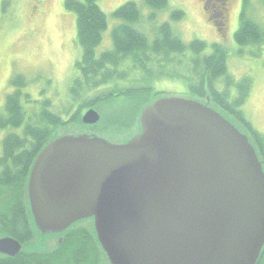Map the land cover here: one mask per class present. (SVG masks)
Instances as JSON below:
<instances>
[{
  "label": "water",
  "instance_id": "95a60500",
  "mask_svg": "<svg viewBox=\"0 0 264 264\" xmlns=\"http://www.w3.org/2000/svg\"><path fill=\"white\" fill-rule=\"evenodd\" d=\"M100 121L90 108L88 125ZM123 142L55 136L30 169V226L42 236L91 220L110 264H256L264 167L248 131L204 101L161 96ZM11 238L0 239L10 252Z\"/></svg>",
  "mask_w": 264,
  "mask_h": 264
},
{
  "label": "trees",
  "instance_id": "16d2710c",
  "mask_svg": "<svg viewBox=\"0 0 264 264\" xmlns=\"http://www.w3.org/2000/svg\"><path fill=\"white\" fill-rule=\"evenodd\" d=\"M99 1L65 0V8L76 15L77 44L81 48V57L75 63L76 74L68 89L69 106H64L67 116L54 111L50 98L34 99L32 93L25 90L29 82L24 75H14L10 80L14 90L6 96L0 111V132H3L0 139V233L19 237L22 229L30 225L26 210L30 169L58 129L82 122L83 113L95 108L101 112L100 123L94 126L99 132L107 128L128 133L134 126L138 132V115L142 109L165 94L156 87V82L162 79L181 81L191 94L205 100L209 96L210 102H216L250 133L264 167V149L239 110L250 83L247 79L234 80L233 87L240 96L235 101L229 90L232 83L224 78L228 73L230 48L221 43L209 46L199 39L184 41L169 21L155 23L158 14L169 8V0H145L150 10L148 19L154 21L147 28L149 32L140 27L147 24L139 5L128 1L113 12L121 22L112 29V47L100 51L109 22ZM9 4L10 0L4 1V7ZM250 5L251 0H243L234 40L245 48H258L257 54L262 55L264 27L248 13ZM170 14L174 21L185 15L180 8L172 9ZM221 78L226 85L223 91L218 89ZM41 93L43 95L44 90ZM111 106L114 111L108 114ZM256 264H264V247Z\"/></svg>",
  "mask_w": 264,
  "mask_h": 264
},
{
  "label": "rangeland",
  "instance_id": "374dc122",
  "mask_svg": "<svg viewBox=\"0 0 264 264\" xmlns=\"http://www.w3.org/2000/svg\"><path fill=\"white\" fill-rule=\"evenodd\" d=\"M4 1L0 0V111L5 105L6 96L14 90L10 80L14 75L21 74L29 82L25 90L30 91L34 99L50 98L54 111L61 113L63 117L67 116L64 114V106H69L68 89L76 74L75 63L81 57V48L77 44L75 13L65 8V0H10L11 4L6 7ZM128 1H135L139 5L147 24V27H140L149 32L147 28L149 29L154 21L148 19L150 10L145 0H100L99 5L108 15L109 22L100 51L112 47V29L121 22L113 16V12ZM227 1V9L225 11L223 9L225 26L221 32L216 30L215 23H219L221 19L217 17L219 11L216 8L217 4L213 5V0H169V8L158 14L155 23L159 25L169 21L175 32L186 42L199 39L206 41L209 46L221 43L230 48L225 81L230 80L232 83L229 90L235 101L240 97L237 88L233 87L235 81L247 79L250 83L247 95L240 102L239 110L264 149V53L258 55L257 53L260 52L258 48L250 47L251 51L250 48L235 42L234 34L239 26L243 0ZM204 2L206 10L203 8ZM175 8H180L185 14L177 21L170 17L171 10ZM248 13L264 27V0H251ZM208 16L212 18L209 19ZM209 48L205 52H208ZM253 52L256 55H253ZM225 81L221 78L218 83L219 90L223 91L226 88ZM156 87L168 96L205 100V97L191 94L185 84L178 80L162 79L156 82ZM42 90H44L43 95ZM233 98L231 101L234 100ZM210 103L220 109L216 102ZM96 110L101 119L100 110ZM113 111L114 108L111 106L107 113ZM99 123L100 121L90 126L82 122L72 123L58 129L54 136L88 132L100 134L112 142H123L137 130L134 126L128 133L107 128L99 132L100 130L94 127ZM2 136L3 132H0V139ZM54 136L52 139L55 138ZM3 237L5 235L1 232L0 238Z\"/></svg>",
  "mask_w": 264,
  "mask_h": 264
},
{
  "label": "flooded vegetation",
  "instance_id": "af4514ba",
  "mask_svg": "<svg viewBox=\"0 0 264 264\" xmlns=\"http://www.w3.org/2000/svg\"><path fill=\"white\" fill-rule=\"evenodd\" d=\"M213 1L219 11L217 17L221 19L219 23L215 21L216 30L221 32L225 26L224 11L228 1ZM205 4L204 2L203 8L206 10ZM4 235L17 240L21 246L17 248L12 243L9 248L11 253L0 250V264H110L89 219L49 236L34 233L30 225L22 229L19 237L15 234Z\"/></svg>",
  "mask_w": 264,
  "mask_h": 264
}]
</instances>
